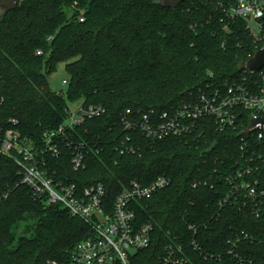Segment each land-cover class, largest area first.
Wrapping results in <instances>:
<instances>
[{
    "label": "trees",
    "instance_id": "1",
    "mask_svg": "<svg viewBox=\"0 0 264 264\" xmlns=\"http://www.w3.org/2000/svg\"><path fill=\"white\" fill-rule=\"evenodd\" d=\"M235 2L19 0L0 10V137L13 128L41 146L69 103L100 105V115L57 141L50 174L79 188L100 182L108 203L134 180H169L132 206L137 223L154 226L135 264H162L169 245L181 247L180 264H264V139L243 132L250 111L237 107L227 126L203 115L187 133L160 139L137 125L144 114L160 121L202 93L260 81L240 65L264 44L230 13ZM59 63L67 73L61 94L49 81ZM76 146L84 153L79 170L70 164ZM92 235L83 219L35 197L15 160L0 155V264L69 263L75 245Z\"/></svg>",
    "mask_w": 264,
    "mask_h": 264
},
{
    "label": "built area",
    "instance_id": "2",
    "mask_svg": "<svg viewBox=\"0 0 264 264\" xmlns=\"http://www.w3.org/2000/svg\"><path fill=\"white\" fill-rule=\"evenodd\" d=\"M229 10L231 14L245 18L248 25L249 20L253 19L257 33L251 31L256 40L264 44L263 23L260 21L264 17V0H236ZM256 72L260 81L255 87L233 84L226 86L223 93L218 89L210 94L202 93L196 103L181 107L173 114L164 112L160 121L151 122V118L144 114L137 124L138 128L146 137L160 139L170 134L187 133L195 119L203 115L213 117L220 125H232L237 115L236 108L240 106L250 111L248 122L254 116L264 117V66ZM61 84L67 86V78H63ZM58 93L64 91L59 90ZM102 112L103 108L96 104L78 102L75 111L70 110L68 105L64 122L57 129L44 133L41 146L22 139L13 128L5 129L0 137V155L15 160L20 167L22 182L31 189L33 195L43 199L46 204L57 203L65 207L71 215L89 224L93 232L91 237L75 245L69 263L51 261L50 264H135L137 251L151 244L154 226L149 221L137 223L132 206L139 199L147 198L166 186L169 180L165 176H158L147 185L134 180L108 203L102 183L79 188L67 178L56 179L47 167V156L60 153L57 141L65 138V131L73 130ZM10 121L17 123L15 119ZM131 125V122H126V126ZM249 133H256L259 142L264 139V127ZM70 164L73 170L84 167V153L79 146L74 147ZM250 193H253L252 189ZM176 250L182 252L178 245L166 246L159 256V262L180 264L182 257H176Z\"/></svg>",
    "mask_w": 264,
    "mask_h": 264
},
{
    "label": "water",
    "instance_id": "3",
    "mask_svg": "<svg viewBox=\"0 0 264 264\" xmlns=\"http://www.w3.org/2000/svg\"><path fill=\"white\" fill-rule=\"evenodd\" d=\"M184 0H160V3L164 7H176ZM19 0H0V10L1 11H10L14 9ZM264 66V46L255 50L253 55L241 63L240 67L247 71H256L261 69ZM264 127V117L254 116L251 117L247 127L244 130V133H249L257 129Z\"/></svg>",
    "mask_w": 264,
    "mask_h": 264
},
{
    "label": "rangeland",
    "instance_id": "4",
    "mask_svg": "<svg viewBox=\"0 0 264 264\" xmlns=\"http://www.w3.org/2000/svg\"><path fill=\"white\" fill-rule=\"evenodd\" d=\"M249 26L253 32L257 33V25L253 19L249 20ZM63 78H67V73L64 69V63H59L57 69L49 76L51 87L56 91H64L66 86L61 84ZM77 103L78 102L69 103L70 110L75 111Z\"/></svg>",
    "mask_w": 264,
    "mask_h": 264
}]
</instances>
